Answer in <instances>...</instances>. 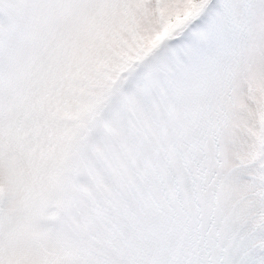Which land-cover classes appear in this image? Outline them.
Segmentation results:
<instances>
[{
  "label": "snow or ice",
  "instance_id": "obj_1",
  "mask_svg": "<svg viewBox=\"0 0 264 264\" xmlns=\"http://www.w3.org/2000/svg\"><path fill=\"white\" fill-rule=\"evenodd\" d=\"M0 264H264V0H0Z\"/></svg>",
  "mask_w": 264,
  "mask_h": 264
}]
</instances>
